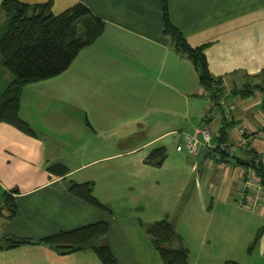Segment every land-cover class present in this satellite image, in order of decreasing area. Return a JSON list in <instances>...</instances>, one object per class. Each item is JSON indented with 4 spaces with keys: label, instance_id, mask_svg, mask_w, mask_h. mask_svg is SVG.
Wrapping results in <instances>:
<instances>
[{
    "label": "crops",
    "instance_id": "crops-1",
    "mask_svg": "<svg viewBox=\"0 0 264 264\" xmlns=\"http://www.w3.org/2000/svg\"><path fill=\"white\" fill-rule=\"evenodd\" d=\"M21 1H51L54 14L82 2L104 29L64 71L22 87L18 116L29 129L0 120V264H102L93 245L103 241L120 264H162L146 231L160 219L173 223L170 245L186 248L187 264H264V208L237 201L239 160L264 158V0H168L170 20L221 78L217 101L164 33L161 0ZM12 78L0 54V95ZM198 126L224 149L180 150ZM240 127L255 133L251 149L238 145ZM56 163L65 173L49 170ZM72 183H89L101 206ZM6 194L17 205L9 218ZM100 221L107 232L68 253L6 240Z\"/></svg>",
    "mask_w": 264,
    "mask_h": 264
},
{
    "label": "trees",
    "instance_id": "trees-1",
    "mask_svg": "<svg viewBox=\"0 0 264 264\" xmlns=\"http://www.w3.org/2000/svg\"><path fill=\"white\" fill-rule=\"evenodd\" d=\"M161 2L164 33L173 39L178 51L193 61L202 87L211 99L217 101L223 91L222 81L210 73L204 47L192 46L187 42L179 28L170 20L168 0ZM51 5V1L28 3L21 0H0V9L5 15V21L0 25V54L5 67L13 76L0 95V120L10 121L26 129H29L26 122L18 116L22 87L29 82L47 79L64 71L80 49L93 42L104 29V21L82 2H76L58 14L52 12ZM155 153L156 151L149 158H155ZM239 162L248 164L250 161L247 159ZM49 170L63 174L66 167L56 163L50 165ZM70 191L101 206L92 195L89 183H72ZM3 207L8 218L16 213L17 205L10 194H6ZM107 230V223L100 221L60 231L41 240L11 237H6V240L8 246L24 242H43L59 253H68L84 248L92 238L105 234ZM146 231L160 254L162 264L188 263L186 248L182 245H170L173 239L178 238L170 220L154 221L146 227ZM93 247L102 264H120L106 241ZM226 264L237 263L232 261Z\"/></svg>",
    "mask_w": 264,
    "mask_h": 264
},
{
    "label": "built area",
    "instance_id": "built-area-1",
    "mask_svg": "<svg viewBox=\"0 0 264 264\" xmlns=\"http://www.w3.org/2000/svg\"><path fill=\"white\" fill-rule=\"evenodd\" d=\"M220 105L228 107L225 97L221 95ZM240 140L238 145L251 149L249 143L256 136L255 133L246 127L239 128ZM257 135L264 139V132ZM224 142L214 140L210 128L198 126L191 132H185L183 142L179 149L189 153H197L204 149H224ZM250 162L244 166V176L238 190L237 201L246 207L256 209L264 208V158L251 156Z\"/></svg>",
    "mask_w": 264,
    "mask_h": 264
},
{
    "label": "rangeland",
    "instance_id": "rangeland-1",
    "mask_svg": "<svg viewBox=\"0 0 264 264\" xmlns=\"http://www.w3.org/2000/svg\"><path fill=\"white\" fill-rule=\"evenodd\" d=\"M5 21V15H4V12L0 9V25L3 23ZM241 150L238 148L237 149V153L239 154V152H240ZM185 153V152H184ZM190 158V157H189ZM197 161H199V165L202 167V165L203 166H206L207 165V163H206V161H204L203 159H201V157H198L197 158ZM192 163V162H191ZM190 163V164H191ZM222 178V177H221ZM219 180H220V177H219ZM232 200L235 202V203H237V201L233 198V196H232ZM177 218V217H176ZM176 218H174V221H176L175 219Z\"/></svg>",
    "mask_w": 264,
    "mask_h": 264
}]
</instances>
